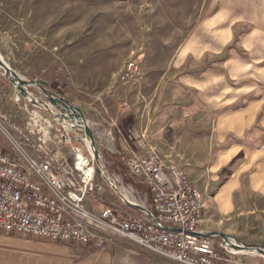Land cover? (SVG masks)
<instances>
[{"label":"crops","instance_id":"0c3cea01","mask_svg":"<svg viewBox=\"0 0 264 264\" xmlns=\"http://www.w3.org/2000/svg\"><path fill=\"white\" fill-rule=\"evenodd\" d=\"M193 22L164 71L149 67L165 75L160 90L139 84L149 120L126 149L154 148L186 171L204 195L202 230L264 249V0H206ZM107 190L97 212L115 205ZM73 246L0 233V264H152L129 247Z\"/></svg>","mask_w":264,"mask_h":264},{"label":"rangeland","instance_id":"374dc122","mask_svg":"<svg viewBox=\"0 0 264 264\" xmlns=\"http://www.w3.org/2000/svg\"><path fill=\"white\" fill-rule=\"evenodd\" d=\"M205 4L206 0H0L1 57L24 80L44 88L28 85V92L49 104L50 97L64 100L67 106L59 103L54 111L66 113L72 106L77 116H84L99 147L98 182L105 184L104 171L113 184L148 208L146 189L125 166L131 155L125 141L132 148L138 143V136L130 140L128 135L136 134L149 120L137 100L138 86L142 83L145 96L160 90L165 75L154 74L149 67L164 71L161 67L168 64L177 41L186 37ZM131 59L140 65L141 79L124 85L119 81L120 72ZM42 117L52 119L60 133L66 132L50 114L26 101L0 69V149L25 160L31 150L24 137L36 142L42 139ZM68 134L78 139L84 132ZM105 186L111 193L106 202L123 205L110 186ZM203 201L205 206L204 195ZM98 205H102L98 198H88L90 210L97 212ZM109 245L114 252L117 246L132 248L140 260L152 264H177L128 240L115 239L103 246Z\"/></svg>","mask_w":264,"mask_h":264},{"label":"built area","instance_id":"2783aa9c","mask_svg":"<svg viewBox=\"0 0 264 264\" xmlns=\"http://www.w3.org/2000/svg\"><path fill=\"white\" fill-rule=\"evenodd\" d=\"M140 75V65L131 59L122 68L119 81L136 84ZM71 109H65V114L73 113ZM51 120L42 117L40 141L24 137L31 150L25 160L0 149V233L86 247L128 240L177 264H254L246 257L264 258L232 248L220 236L202 230L204 201L200 189L180 165L168 163L154 148L131 154L125 166L149 190L147 208L155 221L122 199L123 205L104 204L99 212L90 210L88 198L99 193L97 185L104 187L97 179L90 141L85 133L78 139L68 134L82 130L62 126L66 132L60 133ZM78 122H83L80 117ZM75 147L78 150L71 164L68 151ZM230 241L240 244L232 237Z\"/></svg>","mask_w":264,"mask_h":264},{"label":"water","instance_id":"95a60500","mask_svg":"<svg viewBox=\"0 0 264 264\" xmlns=\"http://www.w3.org/2000/svg\"><path fill=\"white\" fill-rule=\"evenodd\" d=\"M0 68H2L3 71H4L5 80L9 84H11L18 91V93L22 97L25 98L26 101H28L32 105H35V106L43 109L45 112L50 114L56 120V122H58L65 129H67V130L78 129V130L84 131L85 136L90 141V145H91V148L93 150L95 160H96L97 164L100 163V161H99L100 160V153H99V150H98L99 147H97V145H96L94 133H93L92 129L88 125H86L84 123V121H83L84 120V116L82 114L77 116L76 113H74V112L70 113V114H65V113H62V112L54 111V107L57 106L59 103L67 106L66 103L64 102V100H62V99H54V98L50 97V104H49V103L43 101V99L41 100V99L37 98L31 92H28V90H27V86L28 85L30 86V85H33V84H38L41 88H43V86H42V84H39V83H36V82H33V81L24 80L22 77H20L15 72V70H13L6 63V61L2 57H0ZM46 93H47V91H46ZM70 108H73V110H74V107L71 106ZM79 117L82 119V121H83L82 123L78 122V118ZM63 138L66 139L67 136L64 135ZM77 150H78V148L75 147V148L69 149V151H68L69 161H70L71 164L73 163L72 161H73L74 153ZM102 178H103L105 184L110 186V188L112 190H114V192L118 195V197L120 199H122L121 201L125 202L128 206H130L132 208H135V209H138L140 211L146 212L155 221L154 216L148 210L147 207H145L144 205H141V204L132 203L129 200H127V198L122 195L120 190L115 185H113V183L106 177L104 171H102ZM96 188L99 190V192L101 194H103L105 192V188H103V186H101V185H97ZM213 233L218 235V236H220L232 248L239 249V250H242L244 252L255 253V254H258V255H261V256L264 257V249L263 248H260V247H252L251 248V246H246V245H243V244H235V243L230 241V237H228L227 235L222 234V233H217V232H213Z\"/></svg>","mask_w":264,"mask_h":264},{"label":"bare ground","instance_id":"6f19581e","mask_svg":"<svg viewBox=\"0 0 264 264\" xmlns=\"http://www.w3.org/2000/svg\"><path fill=\"white\" fill-rule=\"evenodd\" d=\"M0 57H1V54H0ZM2 58H3V57H2ZM0 69H2V68H0ZM2 70H3V69H2ZM83 121H84V123H85L86 125H88V126L91 128V126L88 124V122L86 121L85 118H84ZM120 192H121L122 195H123L124 197H126L127 200H129L130 202H132V203H137V202L131 197L129 191H127L126 189H125V190H120Z\"/></svg>","mask_w":264,"mask_h":264},{"label":"trees","instance_id":"16d2710c","mask_svg":"<svg viewBox=\"0 0 264 264\" xmlns=\"http://www.w3.org/2000/svg\"><path fill=\"white\" fill-rule=\"evenodd\" d=\"M3 82V80H1ZM4 83V82H3ZM119 158V156H117ZM142 186L146 189V192L148 193V195L150 196V192L149 190L142 184Z\"/></svg>","mask_w":264,"mask_h":264}]
</instances>
